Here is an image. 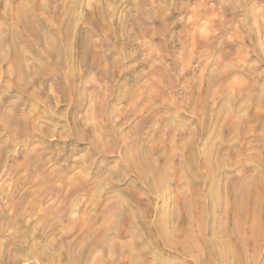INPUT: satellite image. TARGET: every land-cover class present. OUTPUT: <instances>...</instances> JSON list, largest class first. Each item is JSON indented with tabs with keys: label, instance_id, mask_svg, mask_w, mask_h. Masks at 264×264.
<instances>
[{
	"label": "rangeland",
	"instance_id": "1",
	"mask_svg": "<svg viewBox=\"0 0 264 264\" xmlns=\"http://www.w3.org/2000/svg\"><path fill=\"white\" fill-rule=\"evenodd\" d=\"M99 1L101 13L92 10V5L99 4ZM89 2L83 0L78 8L81 16L78 33L85 35V52L78 44L82 38L78 37L76 45L67 51V58H63L65 61L60 65L37 60L34 53L28 54L24 60L28 75L22 82L14 79L9 96H4L1 89L3 85L7 88L13 77L5 76L11 61L6 58L1 62L3 64L0 63L2 109L9 105L7 101H16L17 115L28 119L23 124L8 127L14 130L12 147L0 145L2 157H5V162L0 164V205L8 202L2 196L4 188L11 185L13 194L10 204L7 203L8 209L0 211V245L5 252L1 253L5 258L0 256V264H10L7 261L14 257L20 258L17 264H50L49 255L40 254L41 257L32 251L35 244L37 248L42 244L50 246L53 240L63 244L77 237L78 246L85 239L76 236L81 221L85 220L84 213L94 212L97 207L100 210L106 194L132 201L135 214H146L150 220L146 219L148 224L157 218L159 212L170 217L173 199H181L177 181L172 179L166 187L164 185L159 197L156 193L150 194L145 183L146 187L144 184L132 185L135 174L119 178L118 165L133 140L146 142L152 134V138L156 137L152 142L168 151L175 141L185 139L187 130H183L176 120H172L173 125L168 121L177 101L187 103L181 114L183 120L188 116L200 119L211 107H217L218 101L226 98L227 93L233 109H236L250 92L246 103L253 96L257 100L255 92L258 88V100L248 102V111L246 105L240 109L239 117L227 118L223 125L225 137H229L237 126L244 134L248 124L253 122L250 118L253 110L260 111L264 107V51L256 45L259 39L263 47L264 33L259 30V35L257 29L251 31L254 21L246 20L248 10L255 7L262 13L261 22L264 21V0H127L120 6L112 0ZM121 53H125L126 58L124 55L122 58ZM112 63L117 64L114 67ZM27 80H30L28 87ZM33 90L36 95L31 96ZM255 102L261 103L259 109ZM5 128L0 122V129L10 133ZM70 177L72 180L68 182ZM235 179L233 176L232 180ZM73 206L75 213L70 222ZM136 223L145 243L150 244L153 239L149 235L150 229L141 221ZM168 224L170 229L171 221L168 220ZM122 228L129 227L122 225ZM245 232L250 233V223L246 224ZM8 234L12 235L11 240L5 242ZM127 238L130 236L125 240ZM252 247L250 241L248 250ZM151 249H155L153 244ZM167 252L164 257L180 264L190 263L189 257L167 256ZM126 258L123 257L120 264H127Z\"/></svg>",
	"mask_w": 264,
	"mask_h": 264
},
{
	"label": "bare ground",
	"instance_id": "2",
	"mask_svg": "<svg viewBox=\"0 0 264 264\" xmlns=\"http://www.w3.org/2000/svg\"><path fill=\"white\" fill-rule=\"evenodd\" d=\"M82 1L0 0V63L8 58L7 61H11V65L5 71V76L7 78L13 76L10 82L8 80L9 86L6 88L3 85L1 89L4 96H9L12 92L14 79L21 82L26 79L29 71H27L28 68H25L26 64L24 60L28 54L31 55V53H34L37 60L43 59L50 61L52 64L60 65L65 61V59L63 61V58H67L65 57L67 56V51L76 45V39L78 37L82 38L81 42L78 43L79 46L82 47L83 51L85 50V35L81 33L79 35L78 33L81 21L78 8L81 6ZM89 1L91 2V0ZM102 1L105 3L104 1L108 0ZM112 1H117L119 3V5L117 4L118 6L127 2V0ZM98 3L92 5V10L101 13L102 7L99 6L101 2L99 1ZM247 13L246 20L254 21V24H251L250 27L252 28L251 31L257 29L258 32L260 30L264 33V21L261 22L263 18H261V11L259 13L254 7L248 10ZM120 29L122 28L120 27ZM256 45L262 52L264 51V44L262 47L259 39ZM84 52L82 55L85 56ZM121 55L122 58L123 55L126 58L125 53H121ZM112 64L115 67L117 63ZM242 67L244 68V65ZM224 71H226V67ZM29 82L30 80L26 81L27 87L29 86ZM35 91H32L31 96L36 95ZM251 93L247 96L245 95L246 97L243 100H239V104L236 103L238 105L236 109H233L230 101L231 98L227 93L226 98L218 101L217 107H211V110L208 113H204L200 119L188 116L186 117L187 119L183 120L181 114L185 112L187 103L181 101L182 99L179 100L181 102L177 101L178 103L176 102L174 104L172 108L174 111L170 113L168 121L173 125L172 120H176L183 127V130H187L188 135H185V139L178 143L175 141L167 151L164 147H160L154 141L152 142L154 137L152 138V134H150L146 142L140 139L138 141L133 140V145L130 149L128 147L125 157L119 161L120 163L117 161L120 171L118 177L120 178L122 176L127 178L135 174L136 178L134 176L135 180L131 184L139 186L141 184L142 186L145 183L148 185L147 188L150 194L151 192L156 193L160 197L158 193L161 192L164 185L166 187L172 179L177 181V192L181 196V199L178 200L176 197L173 199L170 217H164L162 212H159L157 218L148 224L146 214H135L132 201L123 200L116 195L106 194L104 204L100 210L97 207L94 212H86V214L82 212L85 215V217L83 216L85 220L81 221V228L76 235L79 238H85L82 243L77 246V242L79 241L77 237L67 240L63 244H59L60 242L57 243V241L53 242V240L50 246L48 244L45 246L44 244V247L42 244L37 248L35 244V249H32V251L38 255H45L46 257L49 255L50 257L48 256L47 258L50 260V264H120L123 257H127V264H180L171 260L170 257L163 256L167 250V256L174 257L177 255L185 256V258L189 257L190 261H188L190 263L185 262L184 264H264V107L260 111H256L253 108L255 111L253 110V114L250 117L253 119V122L248 124L246 131L244 130V134L239 132L237 125V129L233 130L229 137H227L228 135L225 137L223 134V125L226 123L228 117L236 118L240 114V109L246 107V105L247 108L245 110L248 111L250 100L252 103L254 100L253 96V100L249 98V103H246ZM255 93L257 94L256 99L258 100V94L260 93H258V88ZM20 94L23 95V93ZM91 96H93V93ZM1 97L0 122L5 127L15 126L16 123L23 124V122L28 120L17 115L18 103L16 101H7L9 105L7 107L5 106V109H2L1 101L3 97ZM260 104V102L256 104L258 109ZM214 105L215 103H213ZM229 105L231 108H229ZM226 113H230V115L228 116ZM192 121H194V125L191 124ZM105 134L103 133V135ZM107 139L105 138V140ZM116 141H118V138ZM123 145L125 146V143ZM104 148L107 147L104 146ZM233 176H236L235 181L232 180ZM67 180L70 182L72 178L70 177ZM142 193L144 194V192ZM92 195L94 196L95 194ZM74 213L75 208L73 206L69 215L70 222L72 221ZM137 220L139 222L141 221L148 230L150 229L149 235L153 238L150 244L145 243L144 235L137 227ZM168 220L171 221L170 229ZM148 221L150 220L148 219ZM172 222H174V225ZM248 223H250V233L246 234L244 231ZM122 225H127L129 228L123 229ZM68 226H65V228ZM128 235L130 238L125 240ZM115 237H120L121 239L118 240ZM49 240L51 242V239ZM250 241H252L253 247L249 251L248 244ZM152 244L155 246L154 251L151 249ZM42 255L40 256L43 257ZM18 258H8L9 261L7 259L6 261L10 264H17Z\"/></svg>",
	"mask_w": 264,
	"mask_h": 264
},
{
	"label": "crops",
	"instance_id": "3",
	"mask_svg": "<svg viewBox=\"0 0 264 264\" xmlns=\"http://www.w3.org/2000/svg\"><path fill=\"white\" fill-rule=\"evenodd\" d=\"M5 129H7L8 131H10V133H8V132H6V130H3V129H0V142H2V143H0V145L2 146V147H4V148H10V147H12V145H13V142L15 141V139H14V136H13V134H12V132L14 131H11V130H9V128L8 127H6ZM1 149V148H0ZM2 150V149H1ZM3 156V154H2V151L0 152V164H1V162H5V160H4V158L5 157H2ZM11 163V162H10ZM4 187V186H3ZM10 188H11V185H10V187H8V188H4V190H3V193H2V196H4V198L6 197V199H7V203L8 204H10L9 203V199H11V197L13 196V194H12V191L10 190ZM6 189V190H5ZM7 203L6 204H2V205H0V211H5V210H7L8 208V205H7ZM11 237H12V235H10V234H8V235H6V238L4 239L5 240V242H8L9 240H11ZM2 246V244L0 245V256H4V254H1V253H3L4 252V249H3V247H1ZM3 251V252H2ZM6 251V250H5ZM4 258V257H3Z\"/></svg>",
	"mask_w": 264,
	"mask_h": 264
}]
</instances>
